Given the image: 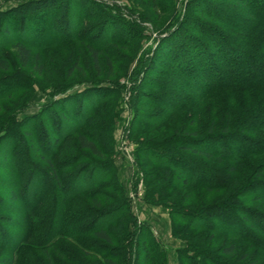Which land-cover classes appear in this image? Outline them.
<instances>
[{"label":"rangeland","instance_id":"obj_1","mask_svg":"<svg viewBox=\"0 0 264 264\" xmlns=\"http://www.w3.org/2000/svg\"><path fill=\"white\" fill-rule=\"evenodd\" d=\"M249 2L250 5L245 0H0V56L9 62L8 69H0V138L4 143L9 141L14 152L9 159L0 156V163L3 166L7 163L5 169H0V205L10 210L0 212V229L4 232L0 242L13 241L21 222L25 221L26 226L31 224L29 211L36 204L31 205L25 197L31 188V168L41 167L48 180H52L47 164L41 158L46 149L40 141L43 136L39 138L38 133L58 136L52 120H60L58 113L67 115L64 108L70 110L72 105L75 106V98L85 97L87 107L94 103L91 98L95 94L103 99L89 118L85 114L70 120L73 125L79 124L80 132L99 134L103 140V154L97 157L86 149L79 150L75 134L70 138V146H63L62 150L66 156L83 154L88 159L106 163L109 171L107 178L95 188L98 195H104L106 199L100 198V204L95 206L86 196L73 197L64 207L63 214L56 217L58 229L54 227L51 231L56 211L51 206L54 199L39 201L38 195L35 200L44 208L31 211L32 222L43 221L55 237L49 239V247L41 251L33 245L35 236L28 230H21V236L26 237L20 241H25L26 245L14 251L0 246V260L12 257L13 264H106L94 254L86 256L81 252L77 240H94L92 235L64 237L72 230L65 224V217L71 212L86 213L88 210L92 219L96 211L116 208L124 213L115 226L122 222L123 227L110 228L119 232L110 246L119 248L122 245V254H135L136 232L146 226L153 238L149 240L150 244L161 245L165 264H183L181 256L201 246L218 252L221 246L231 243L235 244L234 252L219 254L222 258L237 264L255 261L258 256L255 249L249 251L244 260L237 261L238 257L242 258V252L249 250L245 241L193 232L174 215L179 210L188 213L219 203L227 197L226 190L182 187L180 181L173 179L177 176L176 171L170 169L171 176L165 179L161 173L164 168L152 163L156 156L174 164V159L165 155L170 152L173 156L179 155L175 148L178 142L185 137L196 139L207 134H220L227 117L230 118L229 129L240 128L239 117L264 101V88L235 95L226 90L202 94L192 86L196 81L191 74L184 75L190 73L188 62L195 60L186 56L187 50L192 48L191 55L199 51L193 46V36L208 44L211 52H216L209 38L200 34V31H206L197 24L202 22L216 27L231 38L245 37L253 32V28L243 31L244 20L259 18L254 10L264 11V3L260 0ZM213 14H218L222 21L213 20ZM229 16L236 19L224 24L225 17ZM235 24L238 27H234ZM18 43L31 49L26 65H22L17 53ZM89 45L100 52L96 64L91 60ZM178 54L189 59L176 61ZM255 65L262 64L256 60ZM226 68L234 66L227 64ZM87 90H92L91 97ZM28 131L30 135L26 136ZM256 135L264 139V130H257ZM236 145L238 150L239 142ZM201 157L187 155V158ZM28 162L33 166L30 167ZM261 162L264 157L250 158L231 173L232 180L238 186L243 185L253 167ZM8 165L18 170L11 174ZM69 173L61 178H65V182H74ZM18 176L25 178L21 187H16L18 199L11 202L10 181ZM192 177L198 179L197 175ZM257 178H264V174ZM37 184L40 192L50 197L49 191L57 190L49 184L35 182V186ZM244 204L263 208L258 202L249 200ZM71 220L70 226L74 223L84 225V222ZM131 230H135L133 237L129 233ZM37 236H40L39 231ZM105 253L109 255L107 251ZM258 264H264V257Z\"/></svg>","mask_w":264,"mask_h":264},{"label":"trees","instance_id":"obj_2","mask_svg":"<svg viewBox=\"0 0 264 264\" xmlns=\"http://www.w3.org/2000/svg\"><path fill=\"white\" fill-rule=\"evenodd\" d=\"M245 1L250 5L249 0ZM260 2L263 4L264 0H260ZM252 4L254 5V3ZM201 10L203 11V9ZM253 12L259 18H254L252 21L247 19L244 20L245 28H243V31L253 28V32L250 31L245 37L238 35L236 38H231L216 27H211L202 22L197 24L200 29L206 31L205 33L200 31V34L209 38L211 44L216 49V52H211L208 44L193 36V46H197L195 48H198L199 51L196 50L195 53L191 55V48L186 52V56H192L195 60L188 62L190 65L188 71L190 73L184 75L191 74L194 81H205V84L209 83L208 85L204 83H198L199 85L196 84V82L192 83V86L200 93L204 94L209 91L226 90L230 92L231 95H235L243 92L247 93L256 88H264V26L262 28L264 24V11L254 10ZM212 17L215 21H222L218 14H213ZM225 18L224 24H230L233 19H236L232 16ZM188 19L198 20V18ZM234 27H238V25L235 24ZM192 29L196 31L195 28ZM232 29L234 31L236 30V28ZM197 31L199 33V30ZM16 46L22 65H26L30 56V47L22 43H18ZM89 51L93 64H96L97 55L100 52L94 50L91 45H89ZM186 56L183 57L178 54L175 60L186 62V60L189 59V57L187 59ZM182 57L184 59H181ZM256 60L261 62L262 65H255ZM227 64H232L234 68H226ZM8 68V60L0 56V69L6 70ZM243 70L245 71L244 73ZM219 80L225 81L218 84L217 82ZM90 91L92 90H87L89 97L92 96ZM68 99L69 98H66L65 100ZM85 99V97L82 99L75 98V103L73 102L75 106L72 105L70 110H67V107L64 108L65 106L62 105L67 115L69 114V118H67V115L58 113L60 120H52L57 129L58 136H53L52 134L49 136L47 133L44 136L43 132L38 133L39 138L43 136L40 141L41 145L46 149L45 154H41V158L47 164V171L51 174L52 180H48L47 173H44L45 171L41 167L33 166L28 162L29 166H33V168H31L32 174L29 175L31 188L28 189L25 197L27 201H31V205L36 204L31 207V211L44 208V206H41V203L39 204L38 200H35L38 198V195L40 196L38 198L39 201L42 200V198L51 199V201L54 199L53 202L55 205L51 203V206L56 211H54L51 231L52 229L54 230V227L57 229L59 228L56 217H60L63 214L64 207L73 197L86 196L95 206L100 204V198L102 200L106 199V196L102 195L101 197V195H98V191H96L95 188L101 181L107 178L109 171L106 169V166L108 164L99 163L95 159H88V157L83 156V154L75 153L72 156H66L67 153L62 150L63 146L65 148L70 146V138L75 134L77 136V148L79 150L86 149L91 155L97 157L103 154L102 149H104V145L102 144L103 140L99 137V134L93 135L80 132L79 124L73 125L72 122H70V120L82 118L85 114L89 118L95 112L97 106L103 101L102 98H99L98 95L95 94L91 98L94 103L87 107ZM63 102L60 103L62 104ZM239 123H241L240 128L236 127L235 129H229L230 118L227 117L224 120V127L220 134H207L206 137L196 138L199 140L197 142L196 139L185 137L178 142L175 148L180 154L173 156L170 152L165 155L171 160L174 159V164L168 163L164 159L156 156L152 158V163L162 169L164 168V171L162 170L161 172L162 178L171 176L170 171L172 170L170 169H173L174 172L176 171L177 176L175 175L173 179L175 178L176 181H180L182 187H199L208 191L226 190L227 197L219 203L188 213L179 210L177 214L174 215H176L183 224H186L192 229L193 232H206L208 237L224 236L234 241H245L249 250L242 252V258L238 257L237 261L240 262L242 259L244 260L248 256V253H250L249 251L255 249L258 256H256L255 261L250 264H258L259 260L264 257V178L261 179L257 177L264 174V162L253 167L248 179L241 186H238L235 180H232L231 173L234 172L237 167L246 163L250 158L264 157V139L258 138L256 135L257 130H264V101L246 110L242 116L239 117ZM26 133V136L30 135L29 131ZM3 140L0 138V144L4 145V147H0V156L3 159H9L10 155H13L14 152L10 149L11 143L7 140H5L4 143ZM237 142L240 144L238 150L235 148ZM48 143L49 145H47ZM46 146H48V149ZM187 153L189 155H195V157L202 156L201 158L204 161L198 158H187ZM210 161L214 162L213 165L207 164ZM3 162L5 163L4 160ZM223 164H227L228 166H223ZM5 165L7 166V163H5ZM6 166L0 163V169H5ZM7 169L11 174H14L18 170V168H13V170L11 165H8ZM102 170L104 172L98 175V172ZM66 173H69L68 175L71 180L75 179L74 182H65V178H61V176ZM187 173L197 175L198 179L195 180L192 177L193 175L187 176ZM23 176L12 178L10 181V187H12L10 192L11 202L18 199L16 187H21V181L25 178ZM29 179L27 178V180ZM85 180L87 182H84ZM35 182L45 185L49 184L57 190H50V197V195L41 193L38 184L35 186ZM63 190H65L64 194L62 193ZM118 190L116 189L115 191ZM55 191H57V194ZM31 194H33V196H31ZM243 200L244 202L245 200L258 202L263 208L245 205ZM34 201L36 202L34 203ZM24 202L26 203V201ZM31 211H29L31 224L26 226L25 221L21 222L20 225H18L20 230L13 236L14 240L0 242L1 247L9 248L10 250L13 249L12 251L23 248L22 246L26 245V243L23 240L21 242L20 238L22 239L26 236H21V230H28V233H31L33 237L35 236L33 245L39 248V250L44 251L49 247V239H53L55 235H53L52 232L50 233L48 230L49 228H47L48 225L43 221L35 220L36 222L34 224L32 222L34 218ZM0 212H10V210H6L0 205ZM11 212H13V210ZM87 213L89 214L88 210H86V213L78 211L71 212L67 215L69 217H65L67 218L65 219V224L72 228V230L64 235L66 238L92 235L94 240H88L86 238H82V241L77 240L82 250L81 252L86 256H92L94 254L100 257L106 264H120L122 261V264H131V260L132 264H165L161 245L160 247H156V245H153L154 243L150 244L153 238L146 226L142 227L141 231L136 232L138 242L136 241L135 254L131 255L132 253L129 254V252L122 254L124 251L122 245L119 248L110 246L113 237L118 236L119 233L115 228H118L120 225L123 227L122 222L119 226H115V223L123 216V210H116V208L102 209L101 211H96L94 213L95 217L92 219L90 218V214L88 215ZM88 217L90 219H88ZM70 218H74V220ZM70 220L75 222L80 221V223L84 222V225L81 224L78 226V224L75 225L74 223V225L71 224L72 226H70ZM7 225H12V223H7ZM112 227L115 228L110 230ZM0 231V235L2 236L4 232L2 229H0ZM37 231H39L40 236H37ZM129 233L133 237L135 230H131ZM147 234L150 235L151 238H149L150 236ZM18 240L20 243L16 245L19 242ZM120 244H122V242ZM52 245L53 244H51V247ZM234 249L235 244L233 243L221 246L218 252L211 251L201 246L191 250L190 254H183L181 257L183 264H237L231 263L219 255H231ZM105 251H107L109 255H106ZM158 251H161L163 254ZM0 264H13L12 257L2 258Z\"/></svg>","mask_w":264,"mask_h":264}]
</instances>
